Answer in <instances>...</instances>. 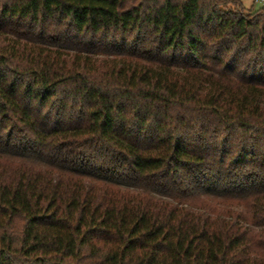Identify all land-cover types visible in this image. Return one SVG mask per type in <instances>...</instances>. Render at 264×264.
Masks as SVG:
<instances>
[{
    "label": "trees",
    "instance_id": "16d2710c",
    "mask_svg": "<svg viewBox=\"0 0 264 264\" xmlns=\"http://www.w3.org/2000/svg\"><path fill=\"white\" fill-rule=\"evenodd\" d=\"M0 264H264V6L0 0Z\"/></svg>",
    "mask_w": 264,
    "mask_h": 264
},
{
    "label": "rangeland",
    "instance_id": "374dc122",
    "mask_svg": "<svg viewBox=\"0 0 264 264\" xmlns=\"http://www.w3.org/2000/svg\"><path fill=\"white\" fill-rule=\"evenodd\" d=\"M245 9L254 8L257 9L260 5L253 3L251 0H239Z\"/></svg>",
    "mask_w": 264,
    "mask_h": 264
},
{
    "label": "built area",
    "instance_id": "2783aa9c",
    "mask_svg": "<svg viewBox=\"0 0 264 264\" xmlns=\"http://www.w3.org/2000/svg\"><path fill=\"white\" fill-rule=\"evenodd\" d=\"M253 3H258L260 6H264V0H251Z\"/></svg>",
    "mask_w": 264,
    "mask_h": 264
}]
</instances>
